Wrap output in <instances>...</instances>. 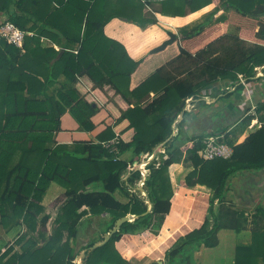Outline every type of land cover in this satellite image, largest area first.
<instances>
[{"label": "trees", "instance_id": "16d2710c", "mask_svg": "<svg viewBox=\"0 0 264 264\" xmlns=\"http://www.w3.org/2000/svg\"><path fill=\"white\" fill-rule=\"evenodd\" d=\"M150 1L118 0L115 5L113 0H0V13L7 20L34 32L26 37L24 51L0 39V224L22 223L24 228L0 253V264H75L80 252L73 242L88 213L109 214L105 232L122 217L132 214L135 218L123 222L101 245L87 244L83 264H129L116 243L126 234L148 241L160 233L172 206L169 167L173 163L191 168L186 183L205 185L211 195L204 223L174 243L165 264H195L194 251L202 245H218L221 229L241 231L264 220L262 203L257 208L262 215L254 214L250 221L245 208L226 198L234 176L248 179L249 174L264 170V100L256 105L255 114L245 113L231 129L228 124L218 132L188 137L180 129L199 110H187V98L196 99V108L202 103L209 106L201 97L208 88L236 84L233 91L223 92L218 86L211 93L231 95L244 88L238 84L239 74L255 80V68L264 65V0H161L160 11L173 15H185L211 3L216 7L178 33L169 31V38L151 53L174 44L179 52L132 87V75L143 60L133 59L121 42L107 36L104 25L116 15L143 27L157 23L154 10L145 9ZM231 23L239 26L238 33L228 31ZM42 36L58 43L60 49L44 46ZM62 75L63 81L59 80ZM81 76H88L95 89L111 87L128 103L115 122L128 121L126 128L134 130L130 139L117 135L119 123H110L96 140H57L66 112L80 130L96 127L93 118L99 106L77 88ZM246 109L251 111V105ZM254 118L261 126L249 129ZM246 131L245 139L239 141ZM212 134L223 135V141L233 146L230 157L204 160L200 156L205 138ZM116 137L118 152L104 144ZM161 143H166L167 157L160 155L148 165L147 194L140 196L142 171H129L133 158L122 155L130 151L140 159ZM53 182L66 190L49 232L52 215L46 212L43 199ZM94 183H101L102 189L88 190ZM117 191L128 200H120ZM255 234L256 240L264 236V232ZM235 257L236 264H255L259 257L264 261V246L238 245Z\"/></svg>", "mask_w": 264, "mask_h": 264}, {"label": "crops", "instance_id": "0c3cea01", "mask_svg": "<svg viewBox=\"0 0 264 264\" xmlns=\"http://www.w3.org/2000/svg\"><path fill=\"white\" fill-rule=\"evenodd\" d=\"M113 1L116 5V2L118 0ZM113 7H108L107 10H112ZM215 7L216 4L211 3L200 10L189 12L185 15H173L171 13L160 11V8H162L161 0H153L152 2L150 1L149 4H146L145 9L146 11L149 10V12H151V9L154 10L157 17V23L148 24L143 27V25H141L140 23L134 22L127 19L126 17L119 15H116L109 21H107L104 25L105 34L110 38L121 42L125 46L128 54L133 59L143 60L139 68L132 75L131 86L134 87L137 83L154 72L160 65L166 63L179 52L177 45L174 44L170 45L163 51L151 53V50L153 48L159 46L169 38V31L178 33L179 28L199 21L204 14L212 11ZM232 11L233 10L231 9L228 14H230ZM261 17H264V15H261ZM258 28L259 26H257V30ZM228 31L232 33H238L239 26L235 23H231L228 26ZM33 34L34 32H32V35ZM41 43L44 46H54L55 48L60 49L58 43L45 36H42ZM59 80L63 81L65 80V77L62 75L60 76ZM76 85L88 100L99 106V112L93 118L96 127L93 131L80 130L79 124L76 122V120L69 112H66L61 117L62 130L56 134V138L59 142L72 143L74 140L79 139L96 140L97 134L101 132L107 124L112 123L116 126V124L119 123V121L115 122V120L120 116L121 109H126L128 107V103L124 100V98L121 95L116 94L111 87L105 86V88L103 89H95L93 82L88 76L79 77ZM250 88V93L251 95H253L252 101H255V98H257V100L259 99L258 102L264 100V76L256 77L255 80L251 81ZM153 94L154 93L152 92V95ZM225 94L226 93L211 95L210 100H207L208 103L211 104L208 106V109L210 110H207L206 107H204V111L202 112V114H206V116L210 115V113L213 111L211 110L212 107L217 108L220 105L223 108L227 107L229 103L227 102V94ZM241 94L242 93H240V95ZM237 99L239 100V103L234 102L233 104H236L238 108L241 107L238 110V112H241V116H239L236 121L226 123L227 125L229 124V129L234 127L238 123V121L245 116V113L247 111L246 108L255 103L254 101L251 102V98H249V104L247 106L244 105V101H242V98L240 96H237ZM198 109L199 106L196 110ZM229 109L230 108H228L227 110L232 115L231 118H234V116L236 118V116H238V113H236L235 110ZM199 112L200 110L195 112L193 116L191 115L192 119H190V122L186 127V131L188 130L191 135L199 133L203 134L204 132L208 133L213 131L218 132L219 128L221 129L222 127L227 126L223 125L214 129L208 127V129L205 130H196L195 125L197 123H200V120H198L199 115H197ZM127 123L128 121H123L122 123H119L116 128H114L118 136H123L125 139H130L134 130L131 128H126ZM123 129L124 132L121 131ZM194 129L195 131L193 132L192 130ZM247 134L248 131L241 134L239 137V141H243ZM131 153L132 152L127 151L122 156L129 160L133 158ZM140 156L142 157V154ZM134 161L138 162L139 158H134ZM190 170L191 168L185 166L183 163H173L169 167L171 183L174 191L173 197L171 199L172 206L171 211L164 223V226L157 236L146 242L141 241L140 236H131L130 234H126L123 236L121 241L116 243V247L126 259L128 258V261L129 259L132 260V257H136V255L138 254V249L146 245L147 243H150L153 247L158 246L159 243V245L163 246L164 250H166L167 248H170V246H172L181 235H185L191 230L199 228L204 223V220L208 215V207L211 195L210 188L201 184H197L194 186L188 185L185 181V177ZM231 181L232 183L229 186V190L226 194L227 200L229 202H232L236 206L245 208L247 210V215L249 216L250 221L252 220L254 214L258 216L262 215V212H260V210H257V208L260 203L264 205V170H262L260 173H257V175H254L253 173L249 174L248 179L245 178V175H236L232 178ZM87 189L98 190L92 189L91 185L88 186ZM65 190L66 189L64 187L53 182L48 188L47 193L43 199V204L45 205V207L53 199L56 193L58 194V196H62L64 195ZM115 194L120 200L124 202L128 200V197L119 191H117ZM151 206L152 205H150L149 208ZM84 208L86 207H83V209ZM46 212L50 213L48 212L47 207ZM108 216V213H104L103 215H92L88 213L82 217L78 237L73 242V245L77 248V250L79 249L80 253L77 257L82 256L83 261L87 252L86 245L91 241L95 242L94 246H98L104 243L111 230L116 226L118 220L116 221L115 226L112 229H110L108 232H105L108 223ZM133 216L135 217V215ZM52 218L54 221L55 216H52ZM51 219L49 220V222L51 221ZM81 226H83V230L82 235L80 236ZM6 228L8 229L9 227L4 228L7 232ZM51 229L52 227H48L49 232H51ZM23 230L24 228L21 232H23ZM263 232L264 220L261 224L250 223L241 231H236L230 228H223L218 233V245L214 247H206L205 245H202L194 251L193 256L195 264H217L213 255V251L219 249V246L223 245L224 240L227 243L226 245L231 248L229 252L225 254V263L229 258L230 264H236L235 256L237 246H251L253 244H263L264 246V236L260 235V238L258 237V240H256L255 234H260ZM144 234H149V231ZM132 241H135V243H132ZM12 243H14V240ZM12 243H9V245ZM16 248L19 249V245H16ZM158 260L161 259L158 258L157 261ZM255 264H264L262 257L257 258Z\"/></svg>", "mask_w": 264, "mask_h": 264}, {"label": "rangeland", "instance_id": "374dc122", "mask_svg": "<svg viewBox=\"0 0 264 264\" xmlns=\"http://www.w3.org/2000/svg\"><path fill=\"white\" fill-rule=\"evenodd\" d=\"M6 19H7V15L6 14H3V13H0V22L1 21H4ZM231 28H233V27H231ZM237 93H242V94L241 95H238ZM237 93H235V94L237 96H240L242 98V101H244V105H247L248 106V104H249L248 103L249 102L248 99L249 98H251L250 99L251 102L254 101V100L252 101L253 95H251V97H249L248 94L245 93V89L244 88H240V90ZM235 94L232 93L231 95H227L226 96L227 99H228L227 102L229 103L227 107L223 108L220 105V106L217 107L218 108L217 109V108H213L211 106L212 107L211 110H213V111L208 116H206V114L203 115L202 112L204 111V107L205 106H206V109L207 110H210V109H208L209 107L207 105H205V104L202 103V105L199 106V110H200L201 113L200 112H199L200 114L199 113L198 114L196 113L197 115H199V119L198 120H200V123H197L195 125L196 130H198V129H199V131L200 130H205V129H208V127H211L212 129H214V128L221 127L223 125H227L226 123H229L231 121H236V119L239 116H241V112H238V110L241 107L238 108L236 106V104H233L234 102H238L239 103V100L237 99V96ZM244 94H246V95H244ZM244 96L246 97V100H245V97ZM258 100H257V98H255V101H254L255 103L251 104V110H253L255 112H256V108H254V107H256V105L258 104L257 103ZM228 108H230L229 110H235V112L238 113V116H236V118H235V116H234V118H231L232 115L228 112V110H227ZM232 108H234V109H232ZM251 112L252 111H247L246 114L247 113H251ZM201 115H203V116H201ZM230 118H231V120H230ZM190 119H192L191 116H189L187 118V122L186 123H183L182 126H180V129H181V127L184 129V133H183V136L184 137H188V135H191V133L188 130L186 131V127L189 124ZM248 128L251 129L250 127H248ZM192 131L194 132L195 129L192 130ZM131 155L133 156V159H132L133 161L131 159H129V160H131V164H134L135 163L134 158H137V156L134 155L133 153H131ZM142 159L143 158L140 156L139 161H142ZM91 186H92V189H102V184L101 183H94ZM143 193H146L147 194L144 186L139 191L140 196H143L144 197V194ZM56 194L54 195V197L56 196ZM54 197L46 205L48 212H50L53 217L56 216V213L58 211V208H59L60 204L62 203V200L64 199V195H62V196L59 195L58 196V194H57V196L55 198ZM133 219L134 218H131L130 220H133ZM52 225H53V218L48 223V227L50 228V227H52ZM21 227L23 229L22 223L21 224H15V225H12L11 227H9L8 229L6 228L7 229V232H6V230L4 229L5 226L0 224V253L3 252L4 250H6V248L9 245V243H12L13 240L15 242V240L18 238V236L20 235V233L22 231ZM82 227L83 226H81L80 236L82 235V230H83ZM89 235H91V234H89ZM182 236L183 235H181L179 238H181ZM133 242L135 243V241H132V243ZM223 242H224L223 245H220L219 246V249H216L215 251H213V255H214V258H215V261L217 262V264H230L229 258H228V261L225 263L224 257H225V254H227L231 248H229V246L226 245L227 243H226L225 240ZM172 246H170V248H167L166 250H164V247L161 246V245H159V243H158V246H156V247H153V246H151L150 243H147L146 245H144V246H142V247H140L138 249V251H137L138 254L136 255V257H132V260L129 259V264H157V259L158 258L161 259V260H164V262H166L167 259H166V257L164 258V255L166 256L167 251L169 249H171Z\"/></svg>", "mask_w": 264, "mask_h": 264}, {"label": "built area", "instance_id": "2783aa9c", "mask_svg": "<svg viewBox=\"0 0 264 264\" xmlns=\"http://www.w3.org/2000/svg\"><path fill=\"white\" fill-rule=\"evenodd\" d=\"M28 35H32V32L25 31L21 29L19 26L14 24L10 20H4L0 22V39L6 40L9 43H12L19 48L22 49V51L25 50L24 44L25 39ZM256 77L264 76V65L257 66L256 68ZM239 82L238 84L242 83L245 89V92L248 94L249 97H251V88H250V82L243 74H239ZM218 86H220V89L222 91H233L237 87L236 84L231 85H224V84H218L214 87H210L207 90L204 91L205 95H202L201 97L205 98L206 100H210L211 93L213 90H215ZM256 108V107H254ZM186 109L187 110H194L196 109V99L194 97H189L186 99ZM252 114H255V111L251 110ZM182 114L179 115L178 119L175 121L173 127H174V134L178 132V126L177 123L179 120H181ZM256 126H261V122L258 120V118L252 119L249 127L253 128ZM119 142V138H114L110 141L104 142V144L107 147H110L112 150L118 152L117 144ZM205 145L204 147L199 151L200 156L204 160H211L217 157H225L228 158L233 153V146L229 143L223 141V135H217L212 134L205 138L204 141ZM160 155H164L167 157V150H166V143H161L158 146L154 148L152 152H147L142 155V161L135 162L134 164H129L128 170H134V169H141L143 177L138 181V186L140 189L143 188L145 184V177L149 173L150 169L148 165L154 161L156 158H159ZM160 161L156 162V165H159ZM146 195V193H143ZM75 264H82L83 258L82 256L76 257L74 260Z\"/></svg>", "mask_w": 264, "mask_h": 264}, {"label": "water", "instance_id": "95a60500", "mask_svg": "<svg viewBox=\"0 0 264 264\" xmlns=\"http://www.w3.org/2000/svg\"><path fill=\"white\" fill-rule=\"evenodd\" d=\"M143 154H144V153H142V155H143ZM151 208H152V206L148 209V211H151ZM131 218H135V217H134L133 215L129 214V215L125 216V217L120 218V219L117 221L116 226L111 230L110 234H109L108 237L105 239V241H107V240L111 237L112 233H114L115 231L119 230V228H120V226L122 225L123 222H125V221H127V220H130ZM100 245H101V244H100ZM157 264H164V261H163V260H158V261H157Z\"/></svg>", "mask_w": 264, "mask_h": 264}]
</instances>
